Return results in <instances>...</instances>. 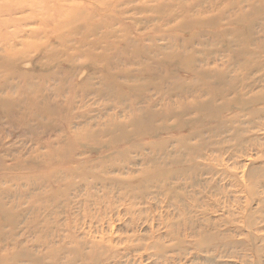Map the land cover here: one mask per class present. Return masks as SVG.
I'll return each mask as SVG.
<instances>
[{"label": "rangeland", "instance_id": "1", "mask_svg": "<svg viewBox=\"0 0 264 264\" xmlns=\"http://www.w3.org/2000/svg\"><path fill=\"white\" fill-rule=\"evenodd\" d=\"M0 264H264V0H0Z\"/></svg>", "mask_w": 264, "mask_h": 264}, {"label": "bare ground", "instance_id": "2", "mask_svg": "<svg viewBox=\"0 0 264 264\" xmlns=\"http://www.w3.org/2000/svg\"><path fill=\"white\" fill-rule=\"evenodd\" d=\"M151 59H152V57H150ZM104 59V58H103ZM105 62V61H104ZM107 62V61H106ZM108 63V62H107ZM107 67V66H106ZM109 69V68H108ZM115 78H116V76H115ZM100 82H101V80H100ZM83 89V88H82ZM108 90V89H107ZM84 91V90H83ZM103 91V90H102ZM94 94V93H93ZM87 95V94H86ZM99 96H104V93H100L99 94Z\"/></svg>", "mask_w": 264, "mask_h": 264}]
</instances>
